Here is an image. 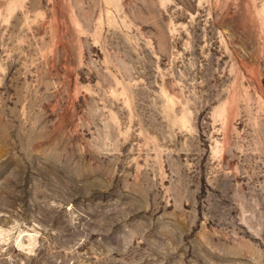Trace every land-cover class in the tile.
I'll return each mask as SVG.
<instances>
[{
  "label": "rangeland",
  "instance_id": "374dc122",
  "mask_svg": "<svg viewBox=\"0 0 264 264\" xmlns=\"http://www.w3.org/2000/svg\"><path fill=\"white\" fill-rule=\"evenodd\" d=\"M0 264H264V0H0Z\"/></svg>",
  "mask_w": 264,
  "mask_h": 264
}]
</instances>
